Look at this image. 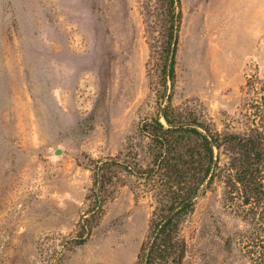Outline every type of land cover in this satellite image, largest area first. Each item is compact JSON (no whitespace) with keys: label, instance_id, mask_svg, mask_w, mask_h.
<instances>
[{"label":"rangeland","instance_id":"1","mask_svg":"<svg viewBox=\"0 0 264 264\" xmlns=\"http://www.w3.org/2000/svg\"><path fill=\"white\" fill-rule=\"evenodd\" d=\"M167 2L0 0V264H135L161 189L138 173L152 157L139 127L163 88ZM176 13L166 96L220 133L246 131L264 0H180ZM236 204L221 176L200 187L182 264H249Z\"/></svg>","mask_w":264,"mask_h":264},{"label":"trees","instance_id":"2","mask_svg":"<svg viewBox=\"0 0 264 264\" xmlns=\"http://www.w3.org/2000/svg\"><path fill=\"white\" fill-rule=\"evenodd\" d=\"M179 2H167L168 59L157 111L139 127L151 140L152 157L151 165L138 173L156 176L161 189L152 213L155 218L135 264H182L185 243L178 234L179 225L193 210L200 187L220 176L246 224L239 235L243 256L249 264H264V85L257 87L252 78L246 83L255 88L256 97L250 103L251 124L244 132L220 133L178 111L166 96V88L167 81L174 79Z\"/></svg>","mask_w":264,"mask_h":264}]
</instances>
